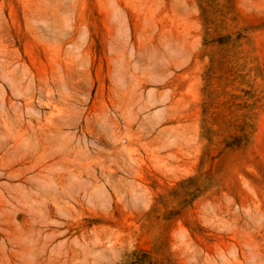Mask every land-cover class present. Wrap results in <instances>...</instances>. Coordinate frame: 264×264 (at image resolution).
I'll return each mask as SVG.
<instances>
[{"label":"rangeland","instance_id":"374dc122","mask_svg":"<svg viewBox=\"0 0 264 264\" xmlns=\"http://www.w3.org/2000/svg\"><path fill=\"white\" fill-rule=\"evenodd\" d=\"M0 264H264V0H0Z\"/></svg>","mask_w":264,"mask_h":264}]
</instances>
